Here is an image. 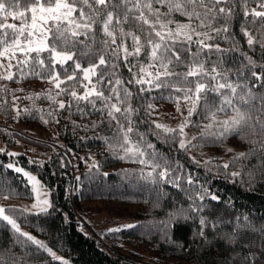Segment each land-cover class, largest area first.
Instances as JSON below:
<instances>
[{"label":"snow or ice","instance_id":"snow-or-ice-1","mask_svg":"<svg viewBox=\"0 0 264 264\" xmlns=\"http://www.w3.org/2000/svg\"><path fill=\"white\" fill-rule=\"evenodd\" d=\"M241 14L240 33L248 51H244L234 31V22ZM9 18L19 21V25L8 23ZM257 52L259 60L249 54ZM145 53L146 64L139 60ZM229 60L232 67L227 66ZM121 63L131 74L127 81L119 75ZM181 67L183 71L178 70ZM0 69L5 70L0 71V81H12L14 77L17 83L29 77L46 79L52 86L46 93L24 98L35 101L44 96L58 105L46 113L55 123H59L57 117L62 110L71 116L74 109L81 119L99 114L100 120L92 121L90 126L72 122L93 131V137L82 139H103L116 158L140 165L135 178L142 182L143 189L156 194L154 208L160 207L166 196L163 185L184 194L190 201L188 207H174L154 225L168 240L174 224L195 217L200 225L196 235L208 243L205 229L211 225L218 230L223 221L210 222L203 202L219 201V197L210 192L206 182L200 183L191 174L183 175V165L177 163L174 167L148 140V133L165 144L178 145L186 153L209 144L224 146L227 153H232L229 159L214 163L215 158H210L202 166L250 187L257 180L264 181V0H0ZM154 90L160 92V98L174 102L183 117L175 128L155 120L149 123L135 119L140 110L133 106V99ZM9 91L6 85H0V95ZM16 91L23 89L11 92L14 119L21 111L44 112L35 103L32 108L18 109L16 101L20 97L15 96ZM63 96L70 99H57ZM7 104L4 100L0 109ZM182 105L187 109L186 116ZM143 110L151 118L155 106L149 103ZM194 115L200 117L199 121L192 119ZM40 118L45 124L50 122L43 114ZM105 120L111 135L101 137L95 130ZM141 124H149L148 129L141 131ZM190 128L197 129L191 137L186 131ZM230 137L246 145L245 150L237 152L226 147ZM88 159L92 160L90 170L99 171L98 162L91 156ZM192 160L200 164L195 157ZM5 167L22 174L35 196L28 207L0 206V231L10 233L8 242L0 245V264H39L45 253L67 264L44 241L21 227L28 216L50 215V210H55L50 199L52 190L14 161ZM9 195L3 199H9ZM249 233L264 236V224L257 225L249 216L236 217L231 231L221 235L229 244L247 248L244 254L231 257L230 264H264V243L255 248L239 245L238 238Z\"/></svg>","mask_w":264,"mask_h":264},{"label":"trees","instance_id":"trees-1","mask_svg":"<svg viewBox=\"0 0 264 264\" xmlns=\"http://www.w3.org/2000/svg\"><path fill=\"white\" fill-rule=\"evenodd\" d=\"M249 7H256V5L250 4ZM177 19L183 20L184 18L177 16ZM240 20H242V14L234 22V31L244 51H248L245 38L240 33ZM7 22L19 25V21L10 18ZM128 43L131 44L130 39ZM221 46L227 47L223 43ZM249 54L257 60L260 59L258 52ZM214 59L216 57H213ZM130 60L136 63L134 58ZM139 60L146 64L148 62L146 53L142 54ZM208 66L211 67V62ZM227 66L232 67L231 60ZM178 70L183 71L184 69L181 67ZM13 71L15 72V69ZM119 75L125 81L131 77L123 63L119 68ZM16 79L14 77L12 81H0V85H6L10 90L8 94L0 95V104L4 100L8 101L5 106L6 110L0 109V117L6 122L14 120L38 125L43 124L40 118L43 114L45 119H49L48 124L55 127L58 144L55 148L44 142L39 144L50 148L47 158H28L25 154L9 157L6 152H0V198L3 199L4 195L10 193L9 198L11 199H31L33 197L26 178L13 169L5 167L13 161L34 173L42 184L50 188L52 190L50 199L54 203L55 210H50V215L28 216L21 226L60 254L67 264H230L231 257L242 255L247 251V248H242L237 244H229L221 239V235L231 231L236 217L249 216L257 225L264 224V181L257 180L250 187L240 180L234 182L223 175H217L215 169L209 172L202 166L203 161L210 158H215L214 163H223L224 160L229 159L232 153H227L224 146L209 144L186 153L179 150L178 145L174 147L165 144L156 136L148 133V140L156 145L174 167L177 163L183 165V175L191 174L200 183L206 182V187L210 192L219 197V201L206 199L203 202L205 204L204 214L210 222L223 221L219 223L218 230H214L211 225L205 229L208 243L203 242L196 235L200 225L198 218L195 217L174 224L169 230L170 240H168L154 225L165 219L174 207H188L190 201L185 198L184 194L178 193L170 185H163L162 191L166 193V196L161 200L160 207L154 208L152 201L155 200L156 194L143 189L140 186L142 182L138 183L135 178L138 175L136 170L140 168V165L116 158L112 152L107 150L103 139H82V137H93V131L76 127L72 122L76 121L78 125L88 124L90 126L92 121L100 120L99 114L81 119L80 114L75 113L74 109L71 116L68 111L62 110L57 117L59 123H55L46 113L50 108H56L58 105H53L44 96L35 101L24 98L36 93H46L52 87L47 80L29 77L17 83ZM129 87L136 91V87L132 85ZM16 89H23V91L15 92V96L20 97L16 101L18 109L32 108L35 103V107L43 109L44 112L21 111L19 118L14 119L16 112L11 110V92ZM167 95L168 93L165 92L164 96ZM57 99L67 102L70 97L63 96ZM149 103L155 106L151 118L146 116L143 110ZM132 104L140 110L139 116L135 119L149 120V123L151 120L157 121L160 111L175 106L174 102L160 98L158 90L133 99ZM192 119L199 121L200 117L194 115ZM148 127L149 124H141L140 130L146 131ZM186 130L193 134L197 132L195 128ZM95 131L101 137L111 135L107 120ZM14 135L37 142L15 130L0 127V137L5 142L13 144ZM225 145L237 152L246 148V145L234 137L225 141ZM90 156L98 162L99 171L90 170L89 165L92 163V160L88 159ZM192 157H195L200 164L194 163ZM29 161H36V163H29ZM62 161L64 167H61ZM105 173L108 175H104ZM126 173H133V175ZM185 187H188L186 183ZM9 207L21 208L14 205L5 206V208ZM101 213L109 218L112 226L97 228L92 225V231L84 227L81 218L89 222L94 218L93 216ZM23 219V217L20 218V220ZM130 224L136 227H125ZM115 228L121 230L109 231ZM96 235L101 236V239L111 249L101 243ZM9 236V232L0 231V245H5ZM238 241L239 245H250L255 248L264 243V236L249 233L238 238ZM44 261H48L49 264H61V261L53 260L47 253L43 255L39 264H44Z\"/></svg>","mask_w":264,"mask_h":264},{"label":"rangeland","instance_id":"rangeland-1","mask_svg":"<svg viewBox=\"0 0 264 264\" xmlns=\"http://www.w3.org/2000/svg\"><path fill=\"white\" fill-rule=\"evenodd\" d=\"M7 62H5L6 64ZM0 71H5L4 69H0ZM182 111L184 113V116L187 115V109L183 107L182 105ZM183 119V117L176 111V106L173 108H167L159 112V116L157 118L158 123L166 124L170 127L175 128ZM0 127L7 129V130H15L33 140H36L37 142L29 141L25 138H21L17 135H14V143L10 144L8 142H5L0 137V149H5L6 153L8 152H15L19 155L25 154L28 158H47L49 156L50 148L44 145H39L41 142H44L48 145H50L52 148H55L58 144V139L56 138V129L53 125L50 124H25L20 123L17 121H10L6 122L4 118L0 117ZM187 131V130H186ZM189 134V137L193 135L192 132L187 131ZM19 155L15 156L18 157ZM16 166L22 167L24 170L29 171L27 168H25L23 165L16 163ZM30 172V171H29ZM31 174L35 175L34 173L30 172ZM36 176V175H35ZM31 187V186H30ZM35 194H33V197L31 199H7L4 200L0 198V206H8V205H14L21 208L28 207L33 202ZM94 218L91 219V221L87 222L86 220L81 218L82 224L84 227H86L88 230L92 231V225L96 226L97 228H102L105 226H112V223L110 222L109 218L101 213L99 215L93 216ZM24 231H28L24 226H21ZM29 232V231H28ZM32 234V233H31ZM98 240L101 241L107 248L111 249L106 243L101 239V236L96 235ZM54 251V250H53ZM55 252V251H54ZM58 256L62 257L60 254L56 253ZM63 258V257H62ZM64 259V258H63Z\"/></svg>","mask_w":264,"mask_h":264}]
</instances>
